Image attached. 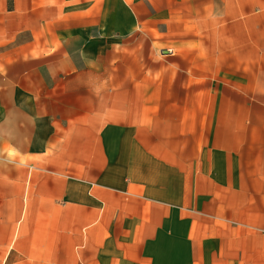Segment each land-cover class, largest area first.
Instances as JSON below:
<instances>
[{"label": "crops", "instance_id": "0c3cea01", "mask_svg": "<svg viewBox=\"0 0 264 264\" xmlns=\"http://www.w3.org/2000/svg\"><path fill=\"white\" fill-rule=\"evenodd\" d=\"M0 264H264V0H0Z\"/></svg>", "mask_w": 264, "mask_h": 264}, {"label": "built area", "instance_id": "2783aa9c", "mask_svg": "<svg viewBox=\"0 0 264 264\" xmlns=\"http://www.w3.org/2000/svg\"><path fill=\"white\" fill-rule=\"evenodd\" d=\"M163 54H172V51L171 50H169V49H165V50H163Z\"/></svg>", "mask_w": 264, "mask_h": 264}]
</instances>
